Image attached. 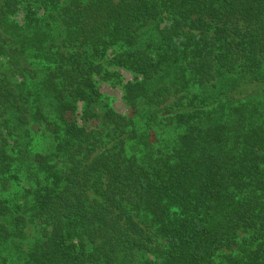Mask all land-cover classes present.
I'll return each mask as SVG.
<instances>
[{
	"label": "trees",
	"instance_id": "1",
	"mask_svg": "<svg viewBox=\"0 0 264 264\" xmlns=\"http://www.w3.org/2000/svg\"><path fill=\"white\" fill-rule=\"evenodd\" d=\"M0 264H264V0H0Z\"/></svg>",
	"mask_w": 264,
	"mask_h": 264
},
{
	"label": "rangeland",
	"instance_id": "2",
	"mask_svg": "<svg viewBox=\"0 0 264 264\" xmlns=\"http://www.w3.org/2000/svg\"><path fill=\"white\" fill-rule=\"evenodd\" d=\"M121 72L125 78V81L133 80V75L130 72L123 69L121 70ZM101 89L110 97L112 105L117 109V111L125 115L130 114L129 107L123 99V91L119 86H113L110 82L102 81ZM142 114L143 116L139 115V120L137 121L139 123V130L145 131V121L147 118V113L144 112ZM24 247H27V243L24 244Z\"/></svg>",
	"mask_w": 264,
	"mask_h": 264
}]
</instances>
